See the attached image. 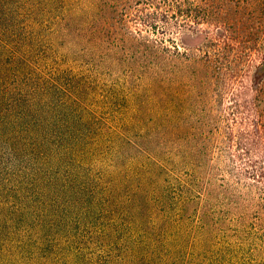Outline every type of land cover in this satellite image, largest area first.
I'll return each instance as SVG.
<instances>
[{
	"label": "trees",
	"instance_id": "1",
	"mask_svg": "<svg viewBox=\"0 0 264 264\" xmlns=\"http://www.w3.org/2000/svg\"><path fill=\"white\" fill-rule=\"evenodd\" d=\"M88 8L92 20L104 13L123 27L129 22L137 26L141 40L132 46L134 50L118 55L111 47L103 56L100 51L93 72L98 78L105 56L112 73L122 69L118 65L126 64L122 69L129 73L123 76L126 84L150 87L155 114L149 122L159 130L163 148L167 141L163 130L165 79L169 70H179L182 65L176 42L175 54H168L164 40H151L150 33H164L173 23L171 19L177 18L181 27H188L184 32L196 34L194 44L209 40L210 46H217L223 54L237 28L250 39L249 44L264 43V0H0V89L5 95L0 96V132L5 128L9 135L5 137V160L0 158V174L2 167L5 169V193L0 188V194L5 195V205L0 202V236L4 237L0 243L5 244L8 263L14 264L15 258L24 255L35 256L39 261L35 264L43 263V257V264H75L86 262V256L89 264H122L125 253L126 264H236L234 253L246 248L252 255L261 249L254 264H264V202L253 196L257 185L264 192V150L252 146L231 152L229 174L237 182L247 181L249 188L247 198L234 186L223 191L233 213L230 227L241 237L239 243H214L209 233L205 241L198 240L201 232H209L220 218L211 219L204 207L196 210L198 203L209 205L213 197L210 185L198 189L197 169L187 181L176 184L174 198L169 195V186L158 188L154 199L143 194L147 169L155 165L161 173L166 170L149 148L142 134L145 130L139 129L143 125L139 117L144 116L136 113L144 112L141 106L134 108L130 118H114L98 127L97 118L91 119L84 105L85 94L89 96L90 91L86 76L69 77L57 67L60 56L56 50L60 46L86 39L83 25ZM182 36V45L190 49ZM99 45V40L94 41V47ZM183 56V63L189 64L187 69L195 70L196 58L187 50ZM206 61L209 55L202 63ZM119 78H114V85ZM250 78L254 97L252 102L243 100V105L256 114L254 126L259 133V127L264 126V52ZM127 100L111 98L109 103L117 106ZM180 149L174 148L178 159ZM173 160L167 158L166 162L175 164ZM107 163L115 170L123 167L117 170L121 180ZM135 177L137 185L131 193L121 197L114 192L122 182L131 184ZM103 185L100 192L98 188ZM175 199L180 205L176 208L178 220L189 217L190 206L191 216L199 213L195 244L182 239L181 226L160 227L165 219L160 211L173 207L167 203ZM222 218L225 223L229 219L225 215ZM125 230H136L140 240H134L132 232L121 235ZM63 237L76 243L72 260H64ZM245 239L253 241L247 245ZM85 246L89 255L83 253ZM115 250L119 253L114 254Z\"/></svg>",
	"mask_w": 264,
	"mask_h": 264
},
{
	"label": "rangeland",
	"instance_id": "2",
	"mask_svg": "<svg viewBox=\"0 0 264 264\" xmlns=\"http://www.w3.org/2000/svg\"><path fill=\"white\" fill-rule=\"evenodd\" d=\"M90 14L91 10L88 8V11L86 10L87 18L83 25V29L87 34L86 39H80V41H75V43L60 46L56 50L60 56L57 60L59 65L57 67L65 72L67 71L69 77L83 79L86 76L84 80L90 82V91H88L89 96L85 94L86 101H84V105L90 118H97L98 127L106 124L108 121L112 122L111 120H114V118H130L135 114L134 108L141 106L142 111H144L142 112L143 114L141 112L136 113L137 116H144L143 118L139 117L143 123V125L139 126V129L145 130L142 134L147 138L149 148L156 154L158 164H162L166 170L165 173H161L157 171L155 165L147 169L145 177L148 180L142 186L144 190L143 194L154 199L155 192L158 193V188L169 186L171 189L169 195H171V198H174L178 190L176 189L178 188L176 184L187 181L189 174H192L197 169V177L199 179L198 189L210 185L208 190L213 192V197L211 201L209 200V205L204 206L198 203L196 210H201L204 207L208 210L211 219L220 218V221L210 226L209 232L202 231L198 240L205 241L207 233H209L212 235L211 240L213 239L214 243L217 241V243L221 242V245L238 244L241 237L237 236L230 227L233 224V213L226 205L227 199L223 191L225 187L234 186V188L239 190V193L244 195V198H247L246 194L249 193V188L245 186L247 181L245 184L237 182L229 174L233 165V158L230 157L231 152L235 149H245L252 146H255L259 150H264V126H260L259 133H256L254 126L256 114L248 112V109L243 105V100L250 102L253 100L254 94L250 88V77L254 74L256 67L260 63L262 53L264 52V43L249 44L250 39L245 34L239 33L237 28L233 33L232 44L229 45L227 52L223 54L218 50L217 46H210L211 41L209 42V40L208 42L198 40L197 44H194L193 41L196 34L191 30L189 31L190 33L184 32V30L189 29L188 27H181L179 25L181 21L178 22L179 19L177 20V18L174 21L173 18L171 19L173 23L169 25L164 33H150L151 40L156 39L158 42L164 40L168 54H175L174 43L176 42L178 45L177 49L179 50L178 60L182 65L179 70H169L165 79L164 90H166V97L163 102L165 104L163 113L166 123L163 130L167 136V141L164 144L165 148H163L162 136L159 130L155 131L149 122V119L155 114L154 108L152 109L153 103L149 93L150 87L145 84L139 85L138 83L126 84L123 76H127L129 73L122 70L127 67L126 64L118 65L122 66V69L112 73L111 69H108L110 60H106L105 56L99 65L103 69L100 70L98 78L95 77L93 72L94 65L98 63L97 59L100 54L102 56L106 54L108 48L114 47L118 55L122 54V52L130 54L134 50L132 46H135L141 40V37L136 34L137 26L129 22L126 27H123L112 18V21L108 20L104 13L102 17L99 16L97 19L92 20ZM175 21H177V24H175ZM200 24L202 27V23ZM259 24L261 23L257 21V25ZM95 28L96 31L93 35ZM98 29L99 32L97 31ZM180 35H183V40L187 44L186 47L190 49H186L182 45ZM96 40L100 42L101 46L99 45V48L94 47V41ZM81 47H85L86 49L80 50ZM184 50L189 51L193 58H196L198 63L195 65V70L191 68L187 69L189 64L183 63ZM225 54L227 55L225 56ZM206 55H209V61L202 63ZM52 63V61H49L51 66ZM208 63H210L209 67ZM197 71L200 74H196L198 73ZM207 71L208 74H206ZM116 77L120 78L116 82V85H114V78ZM0 96H5L2 89H0ZM111 98H116L119 102H122L126 98L128 100L116 106V103H109ZM143 120L148 121L143 122ZM8 136V133L5 134V128L2 129L0 132V149L1 153H3L0 155V158L3 160H5V137ZM252 136H255L256 140L250 139ZM18 145L21 146V142H18ZM176 147H181L182 153L180 159L177 158L178 151L174 150ZM167 158H174L173 162L175 164H168L166 162ZM127 163L122 164L126 166ZM105 165H109L117 175L118 180H121L117 172L120 165L116 170L109 163ZM120 168L123 169V167ZM2 169L0 188L5 193V169L3 167ZM193 169L194 171L191 172ZM131 181V184L122 182L121 187L115 189L114 192L118 196L125 197L128 192L131 193V190L136 188V177L131 179ZM114 187H112V190ZM102 188H104V185L99 187L98 190L101 192ZM260 188V185L255 186L253 196L264 202V192ZM0 202L2 206L5 205V195L2 196L0 194ZM168 205L173 207L160 211L163 218H165L162 219L163 224L160 227L171 228L173 226L174 229H177L181 226L182 239L188 241L190 244H195V237L200 230L195 225L199 213L191 216L193 207L190 206V210L188 209L189 217L178 220L179 214L176 208L180 206L179 201L177 199L171 200L167 203ZM253 209L251 210V214L254 212ZM155 210L157 209L153 207V211ZM222 215L229 218L226 223ZM156 218L157 216H155ZM219 229L221 231L218 233ZM134 231L135 233L133 230H125L121 235L132 232L131 236L134 240H140L141 235L136 230ZM3 238V235L0 236V242ZM244 241L248 245L253 240L248 241L245 239ZM45 242H47V238ZM74 244L76 243H72L70 239L66 237L62 238L61 247H64L62 251L65 254V256L63 255L64 260H72L71 251L76 246ZM84 249L83 253L89 255L90 250L88 246H85ZM115 253H119V250H115ZM259 254H262L261 249H258L255 255L246 251V248L244 250H237L234 253L236 256H233L234 263L246 264L244 260L246 259L248 263L254 264L258 262L259 258L255 259V257H258ZM124 255L125 253L122 255V264L127 263ZM15 260L14 264H35V262H39L36 261L35 256L24 257V255L15 258ZM86 260V262L79 261V263L75 262V264L91 263L88 261L87 256ZM41 261L45 263V257ZM0 264H9L5 256V244L1 245V243Z\"/></svg>",
	"mask_w": 264,
	"mask_h": 264
}]
</instances>
